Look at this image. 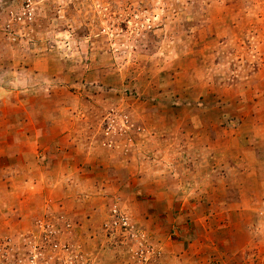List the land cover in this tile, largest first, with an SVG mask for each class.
<instances>
[{
	"label": "rangeland",
	"instance_id": "1",
	"mask_svg": "<svg viewBox=\"0 0 264 264\" xmlns=\"http://www.w3.org/2000/svg\"><path fill=\"white\" fill-rule=\"evenodd\" d=\"M0 264H264V0H0Z\"/></svg>",
	"mask_w": 264,
	"mask_h": 264
}]
</instances>
